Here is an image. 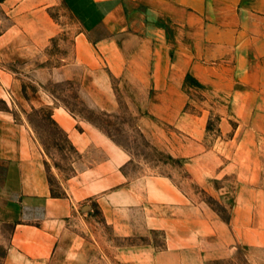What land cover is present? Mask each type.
I'll list each match as a JSON object with an SVG mask.
<instances>
[{"label": "crops", "instance_id": "crops-1", "mask_svg": "<svg viewBox=\"0 0 264 264\" xmlns=\"http://www.w3.org/2000/svg\"><path fill=\"white\" fill-rule=\"evenodd\" d=\"M59 9L79 32H70L72 60L49 77L78 75L108 113L118 105L113 78L143 86L148 113L189 135L174 155L192 182L229 213L223 218L196 203L167 177L131 178L128 152L55 105L54 96L38 93L32 103L52 106V119L79 155L77 172L66 194L54 196L28 127L0 109L2 264H114L101 257L97 240L75 229L92 212L90 202L115 238L142 241L117 247V264H222L242 251L250 264H264V0H0V97L18 92L9 64L33 58L66 32ZM216 69L225 76L217 83L231 88L238 126L223 121L221 132L233 131L232 139L206 148L204 131L181 116L183 87L187 75L214 85Z\"/></svg>", "mask_w": 264, "mask_h": 264}, {"label": "rangeland", "instance_id": "rangeland-1", "mask_svg": "<svg viewBox=\"0 0 264 264\" xmlns=\"http://www.w3.org/2000/svg\"><path fill=\"white\" fill-rule=\"evenodd\" d=\"M133 10L137 13L144 12L142 7H136ZM58 17H63L67 33L54 39L47 48L36 53L33 58L20 59L12 66L9 64V71L18 74V92H16L17 95L10 92L0 97V109L11 110L14 120L28 127L30 142L45 164L52 194L58 197L66 194V184L77 172L75 164L79 155L66 134L52 119V106H39L38 103H32L38 93L54 96L55 105L66 108L79 122L96 127L128 152L132 160L126 172L131 178L167 177L196 203H205L220 216L227 218L228 207L220 204L216 198L192 182L185 171L184 159L174 155V152L177 153V150L186 143L189 135L183 133L176 125L148 113L145 106L149 102L144 101L147 94L143 91V86L128 80L124 81L123 78H113L112 93L118 105L115 112L108 113L99 109L96 102L89 99L90 96L86 93L78 75L76 79L65 82H55L52 77H49L54 68H59L72 60L74 48L70 32H79L75 23L61 9H59ZM158 23L165 25L168 30L172 29L170 22H165L164 19ZM180 36L184 37L181 34ZM182 39L184 41L185 38ZM222 71L216 69L210 75L216 81L214 85H203L194 77L190 76L192 79H188L187 75L183 87L186 103L181 116L189 115L194 120L196 129L201 128L204 131L206 148H214L215 145L232 139L233 131L222 134L223 121H228L233 129L238 126L230 100L231 88L224 83H217L221 81L220 77H225ZM230 73L232 75L233 72ZM77 74H79L78 70ZM228 185L233 186V182H228ZM225 204L229 202L226 201ZM90 205L92 212L87 216L84 215L83 224L75 229L82 236L97 240L101 257L108 258L109 263L111 260L112 263L117 264V247L142 241L115 238L112 228L106 223L96 202H90ZM155 237L159 240L158 243H161L159 234ZM3 254L0 248V264H2ZM222 264L250 263L245 257V252L242 251L238 253L235 262Z\"/></svg>", "mask_w": 264, "mask_h": 264}, {"label": "trees", "instance_id": "trees-1", "mask_svg": "<svg viewBox=\"0 0 264 264\" xmlns=\"http://www.w3.org/2000/svg\"><path fill=\"white\" fill-rule=\"evenodd\" d=\"M188 79H192L190 76H188Z\"/></svg>", "mask_w": 264, "mask_h": 264}]
</instances>
